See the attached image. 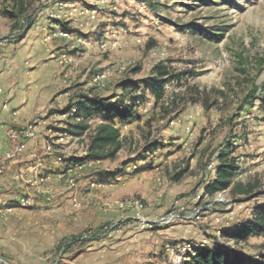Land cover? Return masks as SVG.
I'll return each mask as SVG.
<instances>
[{"label": "rangeland", "instance_id": "obj_1", "mask_svg": "<svg viewBox=\"0 0 264 264\" xmlns=\"http://www.w3.org/2000/svg\"><path fill=\"white\" fill-rule=\"evenodd\" d=\"M24 2L30 19L26 29L24 25L18 29L16 21L5 14V10H13L12 1L0 0V48L19 47L34 23L50 21L41 40L52 44L49 56L55 61L59 78L36 118L47 120L45 127L51 133L46 140L57 143L58 154L67 160L85 157L96 126L109 120L98 112L90 116L63 115L69 104L87 94L120 95L117 82L137 65L141 66L139 73L130 74L135 79L148 77L159 61L167 62L174 73L189 72L181 84L175 80L167 89L166 100L174 98L181 104L180 112L179 107L169 115L160 109L151 110L153 100L147 97L139 107L140 119L121 126L123 147L115 158L75 166L71 173L76 175V186L63 190L66 178L60 176L62 183L59 190H53L54 199L48 201L44 197L46 203H54L71 192V203L57 217L65 228L76 230L70 228L64 238L77 236L87 228L100 230L116 221L120 225L83 247L109 243L128 226L141 231L160 230L141 229L133 216L139 212L144 217H156L177 204L203 202V187L215 176L212 171H216L220 154L227 153V158L234 159L237 165L234 180L244 184L257 182L260 193L242 201L239 198L243 196H234L230 189L208 196L211 209L202 222L194 223L200 232L199 240L207 238L211 245L226 244L256 258L264 254V235L237 242L227 233L264 206V0H237L232 6H210L195 0ZM223 28L226 31L218 42L204 35ZM55 31L67 36L50 38ZM2 53L0 50V68L8 58ZM239 54L245 72L237 70ZM97 76L101 80H95ZM253 89H257L255 99L248 98ZM74 111L73 114L78 112ZM16 117L19 122L18 114ZM81 121L88 129L78 135L73 131H77L75 127ZM154 143L157 149L148 151L149 144ZM124 166L128 171L107 183L88 179L94 171L110 172ZM74 198L83 207L76 208ZM134 201L142 207L136 208ZM89 210L111 213L100 224L77 226L80 214ZM46 238L43 244L47 243ZM26 240L23 250L13 248V253H8L22 260L13 263L14 259L9 258L11 264H62L73 252L63 254L56 249L62 238L53 248L40 245L38 235ZM185 242L198 241L189 237ZM42 249L44 253L40 255ZM177 255L181 252L174 250L171 264Z\"/></svg>", "mask_w": 264, "mask_h": 264}, {"label": "crops", "instance_id": "obj_2", "mask_svg": "<svg viewBox=\"0 0 264 264\" xmlns=\"http://www.w3.org/2000/svg\"><path fill=\"white\" fill-rule=\"evenodd\" d=\"M49 22L42 19L34 23L19 47L12 46L11 50L10 47L7 50L0 48L2 55L8 57L0 68V161L12 148L8 128L14 124L13 113L18 114V124L24 125L34 120L41 115L40 110L51 98V88H56L59 72L55 70V61L49 56L52 44L41 40ZM6 102L8 107L5 108ZM46 122L42 120L37 125L35 138L22 140L25 143L24 153L15 160L7 161L4 172L0 174L1 198L9 202H15L22 196L33 198L32 206H18L15 212L0 217V258L9 261L12 258L13 263L21 258L8 253H13V248L23 250L30 236L38 235L40 245L48 244L53 248L67 235V230H76L65 228V223L57 217L59 213L63 215L71 203L68 199L71 192L60 196L54 203H46L44 199L47 186L57 191L62 183V165L57 160V154L47 151L46 137L51 132L45 127ZM40 154L44 155V161L38 165L35 156ZM109 213L102 210L82 212L76 225L87 227L89 224H100L109 218ZM194 225L176 223L156 231H141L128 226L109 243L106 241L98 246L76 248L62 264H171L173 252L169 251L168 246L178 251L177 246L189 237L200 241V232ZM44 234H50L45 236L46 244H43ZM43 253L42 249L40 255Z\"/></svg>", "mask_w": 264, "mask_h": 264}, {"label": "trees", "instance_id": "obj_3", "mask_svg": "<svg viewBox=\"0 0 264 264\" xmlns=\"http://www.w3.org/2000/svg\"><path fill=\"white\" fill-rule=\"evenodd\" d=\"M13 10H5V14L10 19H14L15 24H18V29L23 27L22 20L29 22L30 17L25 14L26 5L24 0H11ZM205 5H236L237 0H195ZM191 7V5H188ZM27 17V18H26ZM65 29L67 27L64 26ZM226 31V28L220 30L217 33H204L207 38L214 42H218ZM240 64L237 66V70L245 72L243 63V57L241 54L238 55ZM242 59V60H241ZM141 66L137 65L136 67L129 70V74L117 82L116 88L120 95L117 93L114 97H92L91 95H84L73 104H69L66 108L63 109L62 114L68 116L78 117L80 113L88 114V116L93 115L94 113H103L109 118L108 121L98 124L91 135V141L89 146V152L85 157L82 158H71L66 159L65 157L58 154L59 147L58 144L54 141L48 144L52 145L53 152L57 154L58 160L62 168L60 169V174L65 173L66 179L68 177H75L73 173H67L68 169L72 168L74 170L75 166H87L90 163H97L98 161H103L106 159H113L116 157L117 153L123 147V141L121 136V126L126 123L139 120V107L144 105V102L147 97H151L153 100L151 110L160 109L164 115H169L171 112L175 111L178 107L180 109L181 104H177L174 98L169 102L167 98V89L173 81H177L178 84H181L182 77L189 72L184 73H174L171 66L165 61H159L156 63L149 71L148 77L142 79H135L132 77L133 74L139 73ZM132 74V75H130ZM134 76V75H133ZM98 77V76H97ZM99 80L101 77L99 76ZM97 80V81H99ZM143 88V89H142ZM257 89H253L248 95V98H254L256 95ZM264 93V89H263ZM264 95V94H263ZM264 98V96H263ZM251 101L250 99L247 100ZM173 105L175 107L173 108ZM73 109L78 111L76 114H73ZM74 111V112H75ZM181 109L178 111L180 112ZM178 114V113H177ZM176 114V115H177ZM175 117V116H174ZM78 125V124H77ZM77 131H73L78 135H83L88 129V126L84 122H80L79 126L75 127ZM157 149V145L149 144L148 151ZM229 149V147L227 148ZM50 151V152H51ZM44 158V155H42ZM220 162L216 168L215 176L211 178L203 187L202 196L208 195L213 197L219 192H224L230 189L231 193L234 196L242 195L243 198H239L240 201L244 199H250L255 197L260 191L258 189L257 182H248L242 183L240 181H235L234 177L236 175L237 165L234 159H228L227 153H221ZM136 166V165H135ZM127 167L124 166L121 170L110 171V172H99L95 171L89 174L88 179L94 181L97 184L107 183L111 179H116L124 175L127 172ZM139 171V170H134ZM185 171V170H182ZM73 172V171H72ZM204 198V197H203ZM192 202H190V205ZM33 205V204H32ZM31 205V206H32ZM13 213V212H12ZM11 214V213H10ZM107 225V224H106ZM103 228V226H102ZM97 228L86 229L84 232L80 233L77 236L63 238L57 245V250L63 254L69 253L76 248H81L90 241L89 239L80 240L85 232L93 230L95 233L101 232ZM228 237L240 241H247L254 236H263L264 235V206L261 207L260 211H256L250 219L244 221L237 226L234 231L227 232ZM96 239H100L97 237ZM184 242V241H183ZM75 248V249H74ZM4 260H7L3 258ZM10 262L9 260H7ZM0 264H5L0 261ZM185 264H264V254H261L259 258L250 256L244 252L239 251L236 248H232L226 244H208L201 246L195 250V254L188 253L187 260Z\"/></svg>", "mask_w": 264, "mask_h": 264}, {"label": "built area", "instance_id": "obj_4", "mask_svg": "<svg viewBox=\"0 0 264 264\" xmlns=\"http://www.w3.org/2000/svg\"><path fill=\"white\" fill-rule=\"evenodd\" d=\"M22 23L24 25V29L28 27V23L26 20H22ZM57 36H67L66 33L62 31H55L52 32V35L50 38H54ZM99 79V76L95 78ZM4 107H8V103L6 102L4 104ZM14 124L9 126L8 128V136L9 140L12 143V148L5 153V157L3 160L0 161V174L4 172L5 169V163L9 160H15L19 158L25 151V143L22 141L25 139H33L36 137V127L37 125L42 121L41 118H35L34 120H31L29 123L23 125L22 127L18 126L17 121V113L14 112ZM52 150V145L48 144L47 151ZM35 160L38 165L42 164L44 161L43 156L36 155ZM58 160H62L61 158H58ZM73 170L72 168L68 169L67 173H71ZM60 176L66 178V174L62 173ZM43 180V179H42ZM76 178L75 177H68L66 180V185L63 186V190L69 189L71 187L76 186ZM45 197L48 201L54 199L55 192L48 186L45 188ZM208 195L204 196V201H193L191 205L186 204H177L175 207L170 209L169 211L162 213L156 217H144L139 212H136V214L133 216L134 219H136L139 224V227L144 230L153 229V228H159L164 229L169 226H172L176 223H200L204 220L205 215L209 209H211L212 203L208 202ZM33 204V198L31 196H22L19 200L15 202H9L7 200H4L0 197V217H6L10 213H12L18 206H31ZM73 204L76 208L83 207L82 203L79 202L76 198L73 199ZM133 205H135L136 208H141L142 204L134 201ZM117 225H120L118 221L110 224L105 225L101 232L95 233L93 230H90L89 232H85L82 236H80V240L89 239L94 240L97 237L100 238L101 235L106 234L107 232H110V230H113ZM208 239L203 238L202 240L198 241L197 243H187L182 242L179 246H177V250L181 252V255H177L173 259L174 264H185L187 260V254H195V250L200 248L201 246L208 245ZM169 251L173 252L174 249L171 246H168ZM0 261L5 264H11L7 260H4L3 258H0Z\"/></svg>", "mask_w": 264, "mask_h": 264}]
</instances>
